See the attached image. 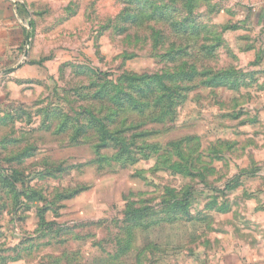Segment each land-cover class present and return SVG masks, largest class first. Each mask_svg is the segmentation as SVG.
<instances>
[{
  "label": "rangeland",
  "instance_id": "1",
  "mask_svg": "<svg viewBox=\"0 0 264 264\" xmlns=\"http://www.w3.org/2000/svg\"><path fill=\"white\" fill-rule=\"evenodd\" d=\"M258 1L21 6L19 62L0 68V175L16 172L21 193L12 215L13 186L0 180V256L19 257L0 264H201L195 254L207 249L209 237L248 227L250 202L264 204L256 196L264 185V45L246 17ZM151 4L166 18L143 21ZM179 22H186L185 34L173 26ZM150 26L163 31L156 45ZM171 42L188 44L198 68L236 69V81L199 85L162 122L152 107L146 115H119L109 127L122 129L129 152L123 161L114 159L111 143L98 150V131L74 134L88 122L78 116L86 106L101 114L79 95L82 88L108 80L123 85L124 73L172 74L175 65L164 56ZM203 44L212 52L199 60L193 48ZM183 77L174 83H188ZM103 156L109 160L97 161Z\"/></svg>",
  "mask_w": 264,
  "mask_h": 264
},
{
  "label": "trees",
  "instance_id": "2",
  "mask_svg": "<svg viewBox=\"0 0 264 264\" xmlns=\"http://www.w3.org/2000/svg\"><path fill=\"white\" fill-rule=\"evenodd\" d=\"M165 19L166 15L164 13L158 12L154 4L150 5V13L148 16L143 18V21H152L155 22L157 19ZM173 26H182L180 31L187 32L186 22L174 23ZM191 29L194 32H198L199 26L197 24H191ZM175 28V27H174ZM149 36L148 39L153 41L154 45L158 44V40L163 36V31L158 30L155 26H150L148 28ZM178 30V28H175ZM172 45V46H171ZM170 46V47H169ZM191 48L188 44L185 46H178L172 42L168 44V50L165 52L164 56L167 58V61L175 65L172 74H153V75H128L124 73L121 76V79L125 84L120 85L119 83L113 81H104L101 85H95L87 92V89L82 88L80 96L83 98L91 99L98 104L99 113H93L86 106L81 113H78L79 117L88 116V122L85 124H80V128L76 127L74 134L83 136L89 132L88 129L98 131L99 143L96 147L99 149L104 148L109 144L110 147H114L117 152L114 155L116 160H124L123 158H128V148L127 143L120 136L122 129H111L109 125L114 124L119 115L125 111H135L138 114H144L148 108H153V114L155 121L162 122L165 117L170 115L175 108L181 105L188 93L198 87L199 85H209L215 82L221 83L222 81H227L229 77L235 78L236 81L237 71L236 69L230 70H213L209 66H205L203 63L200 64L199 68L195 65V62L190 61L192 59V54L189 51ZM195 52V58L203 56L204 59L210 56L212 52L211 46L203 44L200 45L199 50L193 48ZM234 72L235 76L231 74ZM96 75H101V72L96 71ZM183 80H187L188 83L175 84L174 80L183 76ZM185 78V79H184ZM105 80V79H104ZM198 80V81H197ZM120 81V79L118 80ZM226 83V82H224ZM159 92H162L160 94ZM162 105L164 108L162 112L157 114V109H161ZM113 127V126H112ZM87 128V129H86ZM127 130H130L127 129ZM134 143V142H130ZM99 153V152H98ZM126 154V156H124ZM109 159L103 157H97V161H108ZM96 161V160H94ZM0 180L4 183L5 186L8 184L12 187L13 198L15 199L14 204H12L11 213L12 215H17V211L20 210V202L18 200L21 193L15 187L16 181V172L10 173L9 171L2 172L0 175ZM84 189L83 187L78 188L67 194V197H70L74 194H77L79 191ZM34 196V194H32ZM188 192L184 197V200L187 199ZM32 198V197H31ZM219 210H224V206H218ZM40 220L45 221L46 219L43 216L40 217ZM170 222L176 221L175 217L169 220ZM14 252L16 251L13 248ZM11 250V251H12ZM16 255L12 257L0 256L2 261H7L8 259H17L19 253L15 252Z\"/></svg>",
  "mask_w": 264,
  "mask_h": 264
},
{
  "label": "crops",
  "instance_id": "3",
  "mask_svg": "<svg viewBox=\"0 0 264 264\" xmlns=\"http://www.w3.org/2000/svg\"><path fill=\"white\" fill-rule=\"evenodd\" d=\"M34 0H0V68L19 62L18 51L26 34V16L23 4ZM256 9L249 10L247 20L256 25L260 38L259 45H264V0H259ZM258 1V2H259ZM25 2V3H24ZM26 4V5H27ZM18 59V60H17ZM259 199L264 202V185L256 189ZM253 215L247 226H240L237 234H217L208 238L207 249L195 254L201 264H264V204L254 208L250 202Z\"/></svg>",
  "mask_w": 264,
  "mask_h": 264
},
{
  "label": "water",
  "instance_id": "4",
  "mask_svg": "<svg viewBox=\"0 0 264 264\" xmlns=\"http://www.w3.org/2000/svg\"><path fill=\"white\" fill-rule=\"evenodd\" d=\"M27 51H25V55H26Z\"/></svg>",
  "mask_w": 264,
  "mask_h": 264
}]
</instances>
